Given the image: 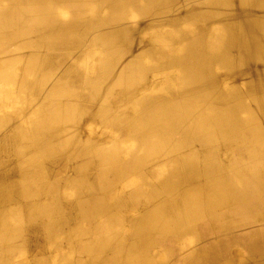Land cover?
<instances>
[{
	"label": "bare ground",
	"instance_id": "bare-ground-1",
	"mask_svg": "<svg viewBox=\"0 0 264 264\" xmlns=\"http://www.w3.org/2000/svg\"><path fill=\"white\" fill-rule=\"evenodd\" d=\"M263 254L264 0H0V264Z\"/></svg>",
	"mask_w": 264,
	"mask_h": 264
},
{
	"label": "crops",
	"instance_id": "crops-1",
	"mask_svg": "<svg viewBox=\"0 0 264 264\" xmlns=\"http://www.w3.org/2000/svg\"><path fill=\"white\" fill-rule=\"evenodd\" d=\"M253 239V238H252ZM255 239H253V241H254ZM259 242V241H258ZM245 245H248L247 246V248H246V253H245V256L247 257L248 256V250H251V253H252V257H254L255 259L257 258V256H258V254H259V252L260 251H262V248L263 247H260V249H259V244H257L256 242L254 243V244H250V243H248V244H245ZM257 249H259L258 251H255V250H257ZM261 259L263 260V262H264V254L261 256ZM260 259V263H262V260Z\"/></svg>",
	"mask_w": 264,
	"mask_h": 264
},
{
	"label": "rangeland",
	"instance_id": "rangeland-1",
	"mask_svg": "<svg viewBox=\"0 0 264 264\" xmlns=\"http://www.w3.org/2000/svg\"><path fill=\"white\" fill-rule=\"evenodd\" d=\"M89 114H90V112L88 111V116H89ZM141 130H142V131H145V128H142Z\"/></svg>",
	"mask_w": 264,
	"mask_h": 264
}]
</instances>
